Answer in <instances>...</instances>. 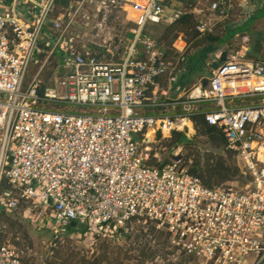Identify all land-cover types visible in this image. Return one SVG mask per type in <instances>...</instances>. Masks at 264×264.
<instances>
[{"label": "built area", "instance_id": "1", "mask_svg": "<svg viewBox=\"0 0 264 264\" xmlns=\"http://www.w3.org/2000/svg\"><path fill=\"white\" fill-rule=\"evenodd\" d=\"M109 1L133 25L132 38L113 47L76 33L89 0H12L4 9L0 0V205L36 211L41 227L54 217L56 237L72 223L91 239L130 235L140 224L163 235L175 256L264 264V61L238 33L226 61L187 90L175 73L182 37L173 62L144 34L188 12L198 32L214 33L239 16L234 0L213 2L208 22L186 2ZM53 63L47 85L42 75ZM196 113L224 134L241 186H206L179 156L161 161L156 144L175 131L195 133ZM27 249L1 244L0 264H25Z\"/></svg>", "mask_w": 264, "mask_h": 264}, {"label": "rangeland", "instance_id": "2", "mask_svg": "<svg viewBox=\"0 0 264 264\" xmlns=\"http://www.w3.org/2000/svg\"><path fill=\"white\" fill-rule=\"evenodd\" d=\"M193 1L201 11L200 18L208 22L213 17L208 8L218 0ZM238 1H233L235 6ZM166 2L181 4L184 0H166ZM58 12L59 7L53 17ZM126 16V13L112 8L109 0H89L79 18L76 33L82 41L93 36L96 42L104 44L105 41L111 47L116 46L119 40L132 38L130 30L133 25ZM234 19L232 14L228 20L220 21L215 27L214 33L222 38L213 48L208 46V43L200 41L201 39L198 41L183 39L187 47L184 49L185 45L183 46V58L178 61L175 73L181 75L178 84H182L184 89L190 90L198 84L200 79L210 72V65L219 61L221 52L229 51L227 44L239 30L224 36L223 34L225 24ZM262 34L264 35L263 32ZM173 44L169 48L172 49ZM173 52L170 60L176 62L179 58L174 55L178 56L179 53L175 50ZM250 56L252 57L251 53ZM54 66V63L47 66L42 75L47 85L54 81L56 71ZM34 71L36 68L31 69V73ZM184 134L187 142L181 145H171L173 139L170 138L156 144V152L160 154L161 161L170 162L174 156H179L188 168L200 166L201 169H205L206 166L202 165V161L205 162L213 151L210 140L196 133ZM229 160L234 162L241 174L238 159L229 157ZM243 182L245 179L241 175L226 184L236 187L241 186ZM39 218L34 210L25 216L21 210L10 212L0 206V245L9 241L18 248H30L25 250L27 264H200L175 256L164 236L145 233L140 224L134 226V231L130 235L125 234L117 238L101 236L91 239L87 235L77 233L75 228H70L56 237L52 230L56 224L55 218L47 221L45 227H41Z\"/></svg>", "mask_w": 264, "mask_h": 264}, {"label": "trees", "instance_id": "3", "mask_svg": "<svg viewBox=\"0 0 264 264\" xmlns=\"http://www.w3.org/2000/svg\"><path fill=\"white\" fill-rule=\"evenodd\" d=\"M185 2L195 6L193 0H185ZM196 26L197 20L195 16L188 12L169 26L148 24L144 30V34L157 40L159 43L164 44L165 47L168 48L167 54L169 57L170 55L173 56L172 53H174L169 47L180 37H182V39H188V41H198L201 39L200 41H204L209 45L216 44L220 41L221 37L217 36L215 33H206L202 35L198 32ZM174 56L179 58V54L178 56ZM190 119L193 122L196 135L208 138L213 149L210 157H208L205 162L202 161V165L205 164L206 168L201 169L200 166H196L190 168V172L198 177L206 186H227L228 184H226V182H229L238 176L240 177L241 174L238 167L234 162L229 160V157L237 158V156L234 152L228 150L224 134L216 127L209 126L205 122L203 113H196L192 115ZM170 139H173L171 145L178 146L187 142L183 132H173ZM6 187V184L3 182L2 189L4 190ZM150 232L153 233L152 230ZM184 259L189 262L192 261L188 258ZM27 263L28 262H25V264Z\"/></svg>", "mask_w": 264, "mask_h": 264}, {"label": "crops", "instance_id": "4", "mask_svg": "<svg viewBox=\"0 0 264 264\" xmlns=\"http://www.w3.org/2000/svg\"><path fill=\"white\" fill-rule=\"evenodd\" d=\"M219 1V0H218ZM251 1V4L249 6H245L243 4L242 0H239L238 3L236 4V10H238L239 16L234 17V20H231L228 23L225 24L224 28V35L231 34L234 32V30H239L235 33H247L250 38H251V55L252 58L257 59V60H262L264 61V0H249ZM12 0H3L4 6L3 9L6 6H9ZM185 2V0H184ZM209 11V8H208ZM210 15L214 16L213 13L209 11ZM217 15H215V18ZM220 22L217 23L219 25ZM222 24V23H221ZM234 35V37H235ZM233 37V39H234ZM222 38V37H221ZM228 42L227 47L230 46L231 42ZM183 46L185 45V42H182ZM187 45V44H186ZM181 47V49L183 48ZM211 46L212 48L215 46L214 45H208ZM210 47V48H211ZM209 48V47H208ZM204 49V47H203ZM184 52V51H183ZM225 52V51H223ZM221 52V54L223 53ZM220 54V56H221ZM254 54V55H253ZM183 55V53H182ZM206 55V54H205ZM183 57V56H182ZM180 58V56H179ZM207 58V57H206ZM203 78V77H202ZM181 88H183L182 84Z\"/></svg>", "mask_w": 264, "mask_h": 264}, {"label": "water", "instance_id": "5", "mask_svg": "<svg viewBox=\"0 0 264 264\" xmlns=\"http://www.w3.org/2000/svg\"><path fill=\"white\" fill-rule=\"evenodd\" d=\"M226 55H227L226 52H223V53L221 54L220 58H219V62H213V63L210 65V69H212V70H216L217 68H219V67H220V63L226 61ZM202 84H203V86H206V84H207V80H203ZM76 226H77L76 223H72V224H71V227H72V228H74V227H76ZM77 228H78V230H79L80 233H82V234L84 233V231H85L84 226H82V225H78Z\"/></svg>", "mask_w": 264, "mask_h": 264}, {"label": "bare ground", "instance_id": "6", "mask_svg": "<svg viewBox=\"0 0 264 264\" xmlns=\"http://www.w3.org/2000/svg\"><path fill=\"white\" fill-rule=\"evenodd\" d=\"M177 46L179 47V48H181L182 46H183V43L182 42H178L177 43ZM189 126L191 127V125L189 124ZM192 130V129H191Z\"/></svg>", "mask_w": 264, "mask_h": 264}]
</instances>
